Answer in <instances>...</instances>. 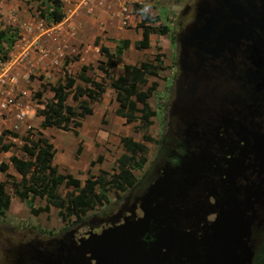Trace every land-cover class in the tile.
Here are the masks:
<instances>
[{
	"label": "water",
	"instance_id": "1",
	"mask_svg": "<svg viewBox=\"0 0 264 264\" xmlns=\"http://www.w3.org/2000/svg\"><path fill=\"white\" fill-rule=\"evenodd\" d=\"M263 4L197 0L176 35L172 108L186 154L120 222L77 240L73 231L33 238L17 249L16 264H252L253 230L264 227ZM225 76L240 83L237 92H220Z\"/></svg>",
	"mask_w": 264,
	"mask_h": 264
},
{
	"label": "rangeland",
	"instance_id": "2",
	"mask_svg": "<svg viewBox=\"0 0 264 264\" xmlns=\"http://www.w3.org/2000/svg\"><path fill=\"white\" fill-rule=\"evenodd\" d=\"M62 1L65 16L63 21L47 25L36 12L38 5L44 7L41 0H0V30H17L16 43L8 52L9 59L0 63V135L5 130L18 135V138L9 134L2 135V144H12L13 147L8 152H0V163H8L11 155L25 160L26 157L20 150L21 137L28 131H39L55 150L53 165L58 171L83 182L89 176H98L100 171L108 174L115 171L116 160L123 152L120 141L122 137L142 142L144 135L153 141H143L147 147V161L141 170L133 172L135 190L128 202L125 200L133 189L117 193L119 197L110 191L108 201L88 210L82 223H77L73 217L62 221L57 215L58 211L52 207H49V213L33 215L24 202L13 194L10 184L12 181L19 182L20 176L8 163L6 174H0V182L6 183L5 191L10 197L8 210L0 215L2 247L7 246L5 241L15 242L34 236L61 238L73 230L82 231L92 221L117 215L119 211L126 209V205L130 207L134 202L133 198L146 186V179L142 178L146 176V171L152 170L149 164L159 148V143H156L161 142L167 132V112L174 95L175 81L179 76L176 63L178 47H172L165 36L151 35L149 49H135L134 43L141 39V29L137 27L139 17L133 11L128 18L122 12V8L128 5L127 0ZM141 2L146 7V12L156 18L153 26H167L177 35L191 21L197 0ZM96 37L99 38V45L108 48L111 53L121 40L129 41V47L123 52L119 66L111 70L114 77L122 73L124 64L138 65L152 60L155 54L162 60L164 69L160 72V78H150L146 86L140 87V90L146 91L152 82L157 83V98L152 95L148 99L151 109L155 111V116L150 119L152 124L148 127H143L139 122L127 124L124 119L116 116L118 104L115 92L108 87L109 80L97 69L98 66H103L106 59L100 53L99 45L94 43ZM81 66L90 67L91 70L86 75L97 81L103 78L106 86L100 101L89 104L92 115L81 120V126L76 129L78 136H74L72 131L56 127L40 128L42 119L36 116V110L51 100L52 92L47 89L40 100L36 99L35 93L41 90V84L63 83L64 73L76 76ZM40 76L42 80L39 79ZM77 84L82 83L77 81ZM66 103L76 108L79 106L71 95ZM164 105L165 113L162 111ZM98 156L102 157V161L95 163L87 171L89 162L96 160ZM69 192H72L71 187L61 186L57 194L65 198ZM44 206L45 199H35L34 208ZM93 223V227L99 225ZM41 230L46 233L42 234Z\"/></svg>",
	"mask_w": 264,
	"mask_h": 264
},
{
	"label": "trees",
	"instance_id": "3",
	"mask_svg": "<svg viewBox=\"0 0 264 264\" xmlns=\"http://www.w3.org/2000/svg\"><path fill=\"white\" fill-rule=\"evenodd\" d=\"M44 7L38 5L36 12L47 25H56L63 21V1L62 0H41ZM133 13L139 17L137 27L141 29V39L134 43L137 50L150 48V36H167L169 44L177 47L176 35L167 26H153L156 18L146 12V7L134 4ZM17 30H0V63H5L9 59L8 52L17 40ZM95 45H99V38H95ZM129 47L128 40H121L116 44L115 51L111 53L108 48L99 45V51L105 57L103 66H98L105 78L109 80L108 87L115 92V101L118 108L115 111L117 117L124 119L125 123L139 122L143 127L152 124L151 118L155 116V111L151 109L148 99L153 95L157 98V83L152 82L146 91L140 87L146 86L150 78H160V72L164 69L162 60L155 54L150 61H143L138 65H123V73L114 77L111 70L120 63L123 52ZM159 50V48H157ZM77 57L74 58L76 60ZM91 70L88 66H81L80 72L76 76L64 73V82L56 85L41 84V90L35 93L36 99L40 100L44 91L49 89L52 92L51 100L44 104L41 109L36 110V116L41 117L40 128L56 127L64 131H72L74 136H78L77 128L81 126V120L92 115V102H98L105 93L106 86L101 78L97 81L86 75ZM42 80V76L40 78ZM80 81L82 84H77ZM69 95L74 102L79 103V108L66 103ZM86 98V100H82ZM78 109V111H77ZM166 106L162 108L165 113ZM9 134L13 138H18L16 133L5 130L0 135V152H8L13 145L2 144V135ZM122 154L116 160V169L112 174L100 171L96 177H87L83 182L70 174L60 173L53 160L55 150L51 143L39 131H30L21 137L22 146L20 150L26 159L11 155L8 163L20 176L19 182H11L13 194L33 215L39 213H49V207L55 208L58 217L65 221L75 218L77 223L83 222V216L88 210L95 206H102L108 201V193H124L128 188L135 186L133 172L141 170L147 161V147L144 142H152L148 136H142V142L135 141L131 137H122ZM144 141V142H143ZM160 141H157L156 144ZM182 144V141H179ZM102 157L90 161L89 166L94 167L95 163L101 162ZM8 163H0V174H6ZM103 175V176H102ZM9 177V176H8ZM64 186L72 188V192L66 194L65 198L58 195V189ZM6 183L0 182V215H4L10 205V197L5 191ZM45 199V206L34 208L35 199ZM41 233H46L41 230ZM50 235V232H48Z\"/></svg>",
	"mask_w": 264,
	"mask_h": 264
},
{
	"label": "flooded vegetation",
	"instance_id": "4",
	"mask_svg": "<svg viewBox=\"0 0 264 264\" xmlns=\"http://www.w3.org/2000/svg\"><path fill=\"white\" fill-rule=\"evenodd\" d=\"M240 1H242L243 5L247 6L249 0H240ZM256 4L259 5V2L256 1ZM193 15H194V8H193V13H192V18H193ZM257 33L260 35L262 39V44L264 45V30L262 33L259 31H257ZM239 61H243V60L239 58ZM240 69H243L242 65H240ZM235 79H236L235 77H232V78H228L226 76L223 77L221 79L220 84H218V87L220 88V92H227V91L237 92L238 84L240 83H238V81H236ZM186 88L187 87H185V89ZM174 100H175V93L173 95L172 101L169 105V110L167 112V115H168L167 124H166L167 132L163 135V138L161 140L157 153L154 157V160L149 164L150 169L152 170L146 171V176L142 178V179H146V186L144 190L140 192L138 196L133 198L134 201L138 197H140L145 192L146 188L161 174V170L165 166H170V167L176 166L178 164L179 159L183 155L186 154L187 148L184 144V138L182 136V130L184 126L181 123L178 114L177 113L175 114L172 108L174 105ZM258 106L260 109V115H259L258 120L263 123L262 126L264 127V89L260 90ZM180 140L182 141V144L179 143ZM134 190H135V187H133V190L129 193L128 198H126L125 200L126 203L128 202V199L131 198V194L134 192ZM131 206L132 205H130L129 207L128 205L127 207L126 205V209L119 211L118 214L113 217H105V218H101L96 221H92L91 223L88 224L87 228L83 227L84 229H82V231H79L78 229L73 230V235H72L73 239L77 240L78 238H81L90 229L93 232L100 233L101 230L106 229L108 227L107 224L110 219H113L114 221H116L115 223L120 222L123 217H125L127 214L130 213L131 208H132ZM93 222H95L96 225L97 224L99 225L96 227H93L94 226ZM253 236H254L253 237L254 255L252 259V264H264V227L254 228ZM33 238H39V237L34 236ZM33 238H30V239L23 238L15 242L5 241L7 246L6 247L0 246V254L2 253L1 254L2 256L0 255V264H16L17 249L20 247V245L27 243ZM39 239L48 240L52 238L46 237V238H39Z\"/></svg>",
	"mask_w": 264,
	"mask_h": 264
},
{
	"label": "built area",
	"instance_id": "5",
	"mask_svg": "<svg viewBox=\"0 0 264 264\" xmlns=\"http://www.w3.org/2000/svg\"><path fill=\"white\" fill-rule=\"evenodd\" d=\"M127 1H128L127 7L122 8V12L125 14V18H128L129 16H131L133 5L134 4L142 5L141 1H143V0H127Z\"/></svg>",
	"mask_w": 264,
	"mask_h": 264
},
{
	"label": "clouds",
	"instance_id": "6",
	"mask_svg": "<svg viewBox=\"0 0 264 264\" xmlns=\"http://www.w3.org/2000/svg\"><path fill=\"white\" fill-rule=\"evenodd\" d=\"M92 161H93V160H92ZM89 163H90V162H89ZM131 189H133V188H131ZM132 205H133V204H132ZM131 207H132V206H131ZM127 215H129V214H127ZM127 215H126V216H127ZM111 220H113V219H110V220L108 221V224H109V222H110ZM105 223H106V222H105ZM108 224H107V225H108ZM90 230H91V229H90ZM90 230H89V231H90ZM103 230H105V229H103ZM103 230H101V231H103ZM94 233H98V232H94ZM63 236H64V235H63ZM49 238H51V237H49ZM52 239H53V238H52ZM43 240H44V239H43ZM48 240H49V239H48Z\"/></svg>",
	"mask_w": 264,
	"mask_h": 264
},
{
	"label": "crops",
	"instance_id": "7",
	"mask_svg": "<svg viewBox=\"0 0 264 264\" xmlns=\"http://www.w3.org/2000/svg\"><path fill=\"white\" fill-rule=\"evenodd\" d=\"M161 37H162V36H161ZM165 37H167V36H165ZM166 39H167V38H166ZM168 42H169V41H168ZM104 63H105V62H104ZM104 63H103V64H104ZM103 64H102V65H103ZM118 66H119V65H118ZM114 68H116V67H114ZM114 68H113V69H114ZM122 73H123V70H122ZM122 73H120L119 76L122 75ZM83 123H84V122H83ZM91 161H92V160H91ZM91 168H93V167H90V166H89V168H88L87 171H89Z\"/></svg>",
	"mask_w": 264,
	"mask_h": 264
}]
</instances>
